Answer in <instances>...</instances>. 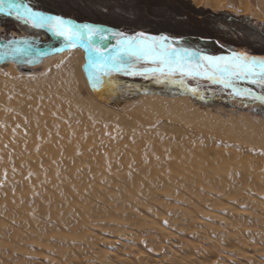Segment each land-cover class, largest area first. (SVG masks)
Listing matches in <instances>:
<instances>
[{
	"label": "bare ground",
	"instance_id": "1",
	"mask_svg": "<svg viewBox=\"0 0 264 264\" xmlns=\"http://www.w3.org/2000/svg\"><path fill=\"white\" fill-rule=\"evenodd\" d=\"M257 9L239 12L263 21L264 0ZM17 29L20 39L45 38ZM34 57L40 75L14 74L19 61L0 67V264H264V174L186 168L193 142L214 137L183 141L182 124L154 122L159 107L135 95L142 117L104 107L87 88L80 48ZM188 100L165 108L189 118ZM142 151L158 157L154 168Z\"/></svg>",
	"mask_w": 264,
	"mask_h": 264
},
{
	"label": "rangeland",
	"instance_id": "2",
	"mask_svg": "<svg viewBox=\"0 0 264 264\" xmlns=\"http://www.w3.org/2000/svg\"><path fill=\"white\" fill-rule=\"evenodd\" d=\"M19 1L51 14L77 21L103 23L128 33L144 31L175 38L183 37L185 40L180 42V46L210 55L223 54L226 50L264 55V20H255L250 14L239 12L245 7H248L252 13L258 12L257 0H217L227 4L233 12L226 9L212 11L207 6L210 0H202L200 5L193 4L191 0ZM19 25L21 24L12 19L0 16V41L30 47L56 45L47 36L36 40L18 38L16 34ZM113 56L115 54L112 53L92 56L87 65L83 64L87 88L104 107L121 113L133 112L132 114L142 117L145 114L142 106L128 98V95H135L159 107L160 114L154 118V122L164 119L174 126L182 124L186 129V137H189L188 139L185 137L186 140L183 141L191 144L193 134L214 137L215 145L204 146L200 141L193 142L196 146L192 144V152H188L191 156L185 165L186 168L215 166L226 175L234 170L248 171L251 176L264 174V170L260 169L264 168V157L259 158L260 161L256 160L257 155L261 156L260 153L263 152L264 155V141L260 143L258 138V136L264 138V104L240 98L225 91L219 85L205 80L164 76L161 73L146 71L156 67L139 60H135L131 66L126 65L132 68V73L135 74L105 71L100 67L105 57L109 58L107 62L113 63L111 60ZM16 61L19 63L14 74L18 76L32 77L43 73V69L37 67L34 55L0 50V67L7 62ZM254 78L233 80V83L264 95V85L252 83L251 80ZM182 86H187L188 93L181 91ZM192 89L196 91L193 92ZM83 96L85 97L86 94ZM184 97H187L192 105L187 111L189 118L181 113H171L166 110L167 102L179 101ZM198 115L203 119L197 122L195 120ZM146 122L147 119H144L142 123ZM165 139L164 142L168 138ZM178 141L175 140L174 143ZM140 158L149 168H154L153 162L158 159L157 156L143 151L140 152ZM9 170L15 171L14 168ZM209 187L213 188L212 185ZM169 203H172L170 207L173 208L174 205H179L177 202L169 201ZM1 218L6 217L1 216ZM211 224L221 227L217 222L211 221ZM104 249L108 251V248L104 247Z\"/></svg>",
	"mask_w": 264,
	"mask_h": 264
},
{
	"label": "snow or ice",
	"instance_id": "3",
	"mask_svg": "<svg viewBox=\"0 0 264 264\" xmlns=\"http://www.w3.org/2000/svg\"><path fill=\"white\" fill-rule=\"evenodd\" d=\"M12 5L5 7V0H0V11L4 14L11 16L16 14L17 20H24L26 23H31L33 27L47 26L55 35L63 37L69 46L74 47L75 42L84 38V29L87 33L94 35L100 29L94 28L92 25H69L60 17L53 15H45L42 12L34 11L27 5H16L14 0H8ZM21 8L23 15H21ZM123 36V34H119ZM167 37H148L144 33H138L135 37H127L121 41V52L111 57L113 61L111 68L119 69L124 68L126 65L131 66L135 60H150L153 63L159 62L161 65L158 69H147L146 71L160 72L164 76H173L177 72L181 75L187 76H204L213 81V83H222L225 87H233L232 78L248 79L255 77L251 80L252 83H259L264 85V57H250L246 53H236L230 57H211L200 56L199 54H192L187 49L170 50V45L165 41ZM160 41L161 43H157ZM21 51V49H17ZM103 55V53H101ZM187 57V59H186ZM105 57L101 62L100 67L105 71H109L107 60ZM201 60L207 62V66L201 64ZM95 63V58H93ZM203 69V70H202ZM135 74V73H132ZM195 92V89H192ZM238 94H250L247 91ZM264 102V97H254Z\"/></svg>",
	"mask_w": 264,
	"mask_h": 264
},
{
	"label": "water",
	"instance_id": "4",
	"mask_svg": "<svg viewBox=\"0 0 264 264\" xmlns=\"http://www.w3.org/2000/svg\"><path fill=\"white\" fill-rule=\"evenodd\" d=\"M14 3L16 5H26L19 0H14ZM10 6H12V5L8 2V0H5V7H10ZM33 10L42 12L45 15L60 16V15H56V14H51L49 12H45L43 10H36V9H33ZM21 15H23V9L22 8H21ZM0 16L12 19V20L18 22L19 24L33 28L35 30H39L43 34H45V36H47L49 39H51L54 44H56L53 47H30V46H18V45L11 44L9 42L0 41V50L9 51V52H16V53L25 54V55H34V56L43 57L49 53L56 54V53L63 52L65 50H69V49H73V48H80L81 50H83V52L85 54V65H87L89 63L90 57L96 56V55L102 56L101 53H103V55H106L107 53H112V54L117 55V53L121 52V41L127 37H135V36H137L138 33H144L145 36H148V37H161V36L167 37V40L165 42L168 45H170V50H172V49H177V50L187 49L190 53H192L194 55L199 54L198 56H196L197 59H199L200 56L230 57L233 54V52L245 53L242 51L226 50L225 53H223V54L210 55V54L203 53V52L196 50V49H193V48L180 46L179 44L182 40L181 38H175V37H171V36H168L165 34H153V33H148V32H144V31H136V32L128 33V32L121 31L117 28L108 26V25L99 24V23H92V22H87V21H77V20H74V19H71L68 17L60 16L66 22V24H69V25H85V24H87V25H92L94 28L100 29V31L94 35L88 34L87 29H84L83 30L85 33L84 38L82 40L76 41L75 46L71 47V46H69V43L63 37L55 35L54 32L51 31L47 26H45L43 28L33 27L31 25V23H26L22 19L17 20L15 13H13V15H11V16H8V15L4 14V12L0 11ZM121 33L123 34V36L119 35ZM202 41H204V40H202ZM157 43H161V42L157 41ZM17 49H21V51H17ZM246 54L250 57H257V58L264 57V55H251L248 53H246ZM186 59H187V57H186ZM139 61L142 63H145V64L146 63H153L150 60H144V59H140ZM157 64H159V62H157ZM201 64L205 67L207 66L206 61L201 60ZM180 75H181V73H180ZM184 76L186 78H196V79H201V80H205V81L213 83L212 80L207 79L204 76H187V75H184ZM251 78H254V77H250L248 79H251ZM232 79L244 80V79H237L235 77H233ZM214 84L219 85L220 87L227 90L231 94L236 95L240 98L248 99V100H251L254 102L264 104V102H262L261 100L254 98V97H264V95L259 94V93L254 92V91H251L250 89H248V88H246L240 84H234L233 83V85H234L233 87H225L222 83H218V82L214 83ZM244 91H247L250 94H247V95L238 94V93L244 92Z\"/></svg>",
	"mask_w": 264,
	"mask_h": 264
},
{
	"label": "trees",
	"instance_id": "5",
	"mask_svg": "<svg viewBox=\"0 0 264 264\" xmlns=\"http://www.w3.org/2000/svg\"><path fill=\"white\" fill-rule=\"evenodd\" d=\"M31 8H33V7H31ZM34 9V8H33ZM36 10H39V9H36ZM99 24H103V23H99ZM109 26V25H108ZM124 32H126V31H124ZM182 40L181 41H184L185 40V38H183V37H180ZM201 40V39H200ZM207 42H211V40L210 41H207ZM225 50V49H224ZM232 80H235V79H232ZM185 84V83H184ZM187 86H182L181 87V91H183L184 93H188V91H187ZM225 91H227V90H225ZM228 92V91H227Z\"/></svg>",
	"mask_w": 264,
	"mask_h": 264
}]
</instances>
